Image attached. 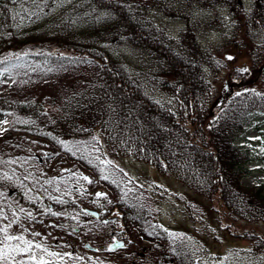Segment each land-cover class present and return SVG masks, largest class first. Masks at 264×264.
Returning <instances> with one entry per match:
<instances>
[{"label":"rangeland","instance_id":"374dc122","mask_svg":"<svg viewBox=\"0 0 264 264\" xmlns=\"http://www.w3.org/2000/svg\"><path fill=\"white\" fill-rule=\"evenodd\" d=\"M123 1L139 5L145 16L173 39L187 21L191 24L203 52V70L212 84L211 106H218L226 93L240 88L260 90L262 82L249 79L248 71L258 74L255 68L264 57V27L256 30L250 22L237 23L222 1L210 6L192 3L184 15L181 10L177 15L166 13L165 4L171 0ZM67 5L68 1L61 3L50 15L62 14ZM69 13L72 15V11ZM81 16L72 15L66 24L78 31L83 26ZM210 32L219 39L209 42ZM245 41L251 46L247 53ZM100 44L140 78L154 99L175 107L174 96L159 85L149 56L124 42ZM5 67L9 71L0 76V95L22 100L63 99L87 87L96 74L91 59L62 64L53 59L21 58L0 69ZM240 68L248 71H238ZM252 119L236 138L251 156L243 167L242 181L246 185L264 180V112L253 113ZM5 120L7 124L0 123V129H6L0 131V177L8 178L0 182V227L11 223L8 234L23 235L50 252L72 254L62 260L45 255L53 264H154L170 259L169 264H177V245L187 249L194 264H264V250L256 251L249 240L229 233L218 213L201 217L186 211L184 198L210 205L206 197L186 188L173 175L158 173L150 162L115 153L106 144L101 128L83 136L46 138L21 127L28 118L13 110H0V122ZM42 198L75 204L49 207ZM126 201L143 206L145 218L133 214L122 220L121 211L112 206L121 202L125 207L122 202ZM102 207L106 212L100 217H81L87 208ZM254 224L263 227L262 223L246 221L239 225L247 228ZM113 235L124 238L123 248L92 250L84 246L85 242L106 244ZM42 249L32 251L44 254ZM19 258L26 259V254Z\"/></svg>","mask_w":264,"mask_h":264},{"label":"trees","instance_id":"16d2710c","mask_svg":"<svg viewBox=\"0 0 264 264\" xmlns=\"http://www.w3.org/2000/svg\"><path fill=\"white\" fill-rule=\"evenodd\" d=\"M64 1L0 0V61L6 57L14 60L17 53L20 57L58 61L92 59L97 67L94 80L61 101L0 96V109L27 116L31 120L27 127L46 137L81 136L102 127L107 143L117 153L149 161L160 173L173 174L207 197L210 205L184 198L191 216L218 213L227 231L249 239L252 249L264 250V181L257 185L242 183L243 165L250 155L234 143L238 133L251 123L252 111H264V86L260 93L247 89L231 94L219 111L213 112L208 106L212 87L201 69L203 52L189 27L182 32L180 49L176 50L140 7L120 0H74L69 5L72 11L79 8L86 12L81 31L66 24L70 13L52 17L54 29L44 24L33 26ZM213 1L217 0L170 1L165 8L176 14L191 2L209 5ZM225 1L243 23L236 0ZM247 19L254 28L264 25V0L253 1ZM103 40L123 41L149 55L161 78L160 85L175 96L176 110L150 98L139 77L97 44ZM245 47L246 53L251 51L247 41ZM42 201L53 207L75 204L70 200ZM122 203L125 207L121 202L112 206L121 211L122 220L133 214L145 218L146 210L140 204ZM81 217L91 218L86 212ZM240 221L262 223L263 227L254 224L245 228ZM176 251L178 264H193L185 247L177 246Z\"/></svg>","mask_w":264,"mask_h":264},{"label":"snow or ice","instance_id":"6c2138e0","mask_svg":"<svg viewBox=\"0 0 264 264\" xmlns=\"http://www.w3.org/2000/svg\"><path fill=\"white\" fill-rule=\"evenodd\" d=\"M26 54V53H25ZM20 54H15V58L19 59ZM12 57H6L4 61H0V64L5 63V61L11 60ZM227 59L229 61L233 60L232 56H227ZM9 69L7 67L0 69V76L5 75L8 73ZM238 71L241 72H247V68H240ZM247 91V90H246ZM237 95H240V93H237ZM0 123L7 124L8 121H2ZM0 131H6V129H0ZM61 143H65L61 141ZM4 179H7V175L3 177ZM104 179H107V177H103ZM85 180L88 179V177H84ZM103 193H97V196H102ZM23 211V209H21ZM47 211L51 212V209H47ZM57 213H53V215H56ZM29 216H31V213H29ZM11 223L8 225H5L4 227H0V233H3V239L0 240V264H53V261L46 259L45 255L47 257H58L59 259H63L65 256H71V253H55L50 252L47 250V248L42 249L41 244H33V241L25 239L23 235H11L8 234V229L11 227ZM34 235H39L38 233H33ZM12 241H16V243H11ZM120 247H123L122 244L119 245ZM42 249L44 254H37L36 252H33L32 249ZM111 250V249H110ZM26 254L25 258H19Z\"/></svg>","mask_w":264,"mask_h":264},{"label":"water","instance_id":"95a60500","mask_svg":"<svg viewBox=\"0 0 264 264\" xmlns=\"http://www.w3.org/2000/svg\"><path fill=\"white\" fill-rule=\"evenodd\" d=\"M94 214H96L95 212H93ZM120 244H124L123 240L122 239H117V238H113V240L107 245V248L108 249H113V248H116V247H120L119 245ZM88 248L90 249H96V247L94 246H91L90 244L86 243L85 244Z\"/></svg>","mask_w":264,"mask_h":264},{"label":"clouds","instance_id":"9594fccd","mask_svg":"<svg viewBox=\"0 0 264 264\" xmlns=\"http://www.w3.org/2000/svg\"><path fill=\"white\" fill-rule=\"evenodd\" d=\"M207 39L209 40V42H211V41H214V40H218L219 37H218V35L216 33L210 32L208 34V36H207Z\"/></svg>","mask_w":264,"mask_h":264}]
</instances>
